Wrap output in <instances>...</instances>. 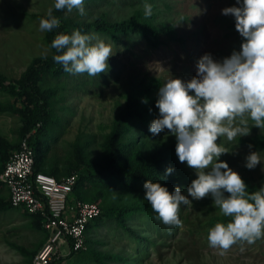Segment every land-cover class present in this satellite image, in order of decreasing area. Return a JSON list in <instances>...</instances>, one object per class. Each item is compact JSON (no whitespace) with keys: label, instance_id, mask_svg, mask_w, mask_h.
I'll use <instances>...</instances> for the list:
<instances>
[{"label":"rangeland","instance_id":"374dc122","mask_svg":"<svg viewBox=\"0 0 264 264\" xmlns=\"http://www.w3.org/2000/svg\"><path fill=\"white\" fill-rule=\"evenodd\" d=\"M54 3L0 0V74L6 79H19L33 60L51 57L47 31L40 30L41 18L31 16H47ZM146 3L153 6L150 17L145 16ZM234 6H240L236 0H84V16L77 9L67 13L68 19L84 25L99 19L118 23L141 13L143 21L154 26H174L179 40L164 38L154 49L136 34L121 35L115 42L88 29L81 34L112 46L107 71L95 77L87 73L46 77L41 84L51 121L35 135L37 169L59 181L77 174L80 184L76 196L98 203L103 213L90 227L87 249L76 255H67L68 247L61 249L67 255L64 264H264V238L253 244L237 243L223 254L221 249L209 246L211 219L224 217L214 207L211 195L202 200L189 196L191 205L180 209L182 226H167L144 199V178L124 181L98 172L109 158L108 137L126 103L144 97L152 80L160 86L146 97L145 107L158 100L159 90L168 79L187 82L195 77L197 63L205 54L219 62L241 50L244 38L236 30L235 18L223 15V9ZM10 101L0 93V102ZM156 115L160 118L159 109ZM154 120L147 125L131 121L128 135L114 144L116 157L126 168L142 169L175 149L177 138L168 129L158 135L149 131ZM262 131L252 127L247 136L232 142L226 137L217 141L230 150L218 162H226L237 172L247 190L264 188V151L246 142ZM0 139V150L9 149L10 154L17 150L19 116L0 114ZM251 152L261 154V164L250 170L246 157ZM171 160L174 171L162 186L169 192L179 187L187 196V188L198 178L196 171L178 157ZM6 162L0 159V175ZM8 199L9 190L0 181V264H32L49 233L41 218L22 208L6 207Z\"/></svg>","mask_w":264,"mask_h":264},{"label":"clouds","instance_id":"9594fccd","mask_svg":"<svg viewBox=\"0 0 264 264\" xmlns=\"http://www.w3.org/2000/svg\"><path fill=\"white\" fill-rule=\"evenodd\" d=\"M236 3L240 6L223 9V15L235 18L236 30L244 38L241 50L219 62L205 54L197 63V75L187 82L168 79L156 102L160 118L149 129L153 135L168 129L177 138L179 161L194 169L198 178L187 188V196L179 187L169 192L159 182L144 184V199L167 226H182L180 209L191 205L189 196L202 200L211 195L214 207L230 218L217 222L208 234L209 246L221 249L222 254L237 243L253 244L264 238V188L249 192L237 172L226 162H218L230 152L217 143L221 137L232 142L249 135L252 127L264 129V0ZM54 8L86 14L84 0H55ZM152 8L144 4L146 17L152 15ZM59 25L49 8L47 18L40 20V30L50 32ZM51 47L58 53L54 61L64 71L93 77L107 71L113 55L111 44L79 30L57 35ZM246 161L248 169H255L261 164V154L251 152ZM173 171L169 167L166 175Z\"/></svg>","mask_w":264,"mask_h":264},{"label":"trees","instance_id":"16d2710c","mask_svg":"<svg viewBox=\"0 0 264 264\" xmlns=\"http://www.w3.org/2000/svg\"><path fill=\"white\" fill-rule=\"evenodd\" d=\"M53 15L59 18L60 25L54 28L52 31H47L46 41L51 46L55 37L59 34L71 35L72 31L79 30L80 32H85L90 29L99 34L106 35L112 38L113 41L117 42L120 36L130 37L131 34H136L144 37L148 46L150 48H157L163 42L162 39L166 38L169 41L177 42L179 40L178 34L174 26L163 25L162 27H157L151 23L143 21L141 18L142 14L137 13L132 18L124 20L121 22H108L104 19L96 20L89 24H80L73 20L67 18V9L52 10ZM33 18H47L44 15H33ZM52 48V47H51ZM52 55L47 59L37 58L33 60L26 71L21 75L19 79L8 80L0 74V93L6 95L12 99V101L4 103L0 102V114L13 113L20 117V141L31 134L30 143L35 150V172H44L37 169V148L35 144L36 133L45 129L51 121V113L49 108V103L45 92L42 89V83L46 77L59 78L68 72L64 71L61 64H57L53 57L57 55L55 49L52 48ZM160 86V82L152 80L150 85L145 89L144 97L129 100L126 103V108L124 112L120 115L119 119L116 121L111 135L108 137V160L98 168L100 174L118 178L120 180L128 181L137 177L144 178L146 181L151 180L152 182H159L161 185L166 183V171L171 166V159L177 158L176 147L173 151L160 156L149 166L142 169L130 170L126 168L120 160L116 157L114 144L125 138L130 132L129 124L131 121H140L144 124H149L153 119L157 118L156 102L155 100L151 105L145 107L144 100L146 97L156 90ZM126 126V127H125ZM126 128V129H125ZM125 129V130H124ZM1 141V139H0ZM248 145L256 148L262 149L264 151V129L261 134L256 135L249 141L246 140ZM9 146V144H6ZM19 149V145L17 150ZM16 150V151H17ZM14 153V152H13ZM13 153H9V149L0 150V159L2 161H9ZM171 160V161H170ZM6 162V163H7ZM6 165V164H5ZM5 168V166H4ZM3 168V170H4ZM2 170V172H3ZM1 172V173H2ZM46 173V172H45ZM48 174V173H47ZM75 174V173H73ZM53 176V175H52ZM55 177V176H54ZM56 178V177H55ZM80 184V179L75 187L74 197L80 200L76 196V190ZM256 186L250 187L249 192L258 191ZM85 201V200H81ZM92 202V201H90ZM8 208H14L10 201V195L8 203L6 204ZM18 209V208H15ZM103 214V213H102ZM102 214L88 225V232L90 227L98 221ZM30 215V214H29ZM37 216L42 219L44 223V218L40 215ZM230 218L227 217H214L210 221V225L213 228L217 222H227ZM87 239L86 245L88 247ZM86 247V249H87ZM84 251V250H82ZM79 251L78 253L82 252ZM78 253H72L71 255H76ZM62 261V260H61ZM33 264V263H32Z\"/></svg>","mask_w":264,"mask_h":264},{"label":"built area","instance_id":"2783aa9c","mask_svg":"<svg viewBox=\"0 0 264 264\" xmlns=\"http://www.w3.org/2000/svg\"><path fill=\"white\" fill-rule=\"evenodd\" d=\"M30 137L31 134L20 141L0 181L8 188L14 208L44 218L49 239L37 251L33 264H64L65 256L86 249L87 227L102 214V209L96 202L74 197L77 174L59 181L45 172H35V150ZM64 247H68L67 255L62 254Z\"/></svg>","mask_w":264,"mask_h":264}]
</instances>
